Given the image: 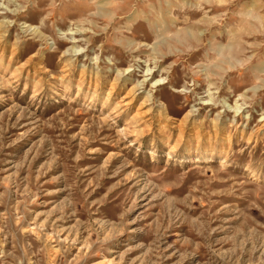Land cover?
I'll list each match as a JSON object with an SVG mask.
<instances>
[{"label": "rangeland", "instance_id": "374dc122", "mask_svg": "<svg viewBox=\"0 0 264 264\" xmlns=\"http://www.w3.org/2000/svg\"><path fill=\"white\" fill-rule=\"evenodd\" d=\"M0 264H264V0H0Z\"/></svg>", "mask_w": 264, "mask_h": 264}]
</instances>
